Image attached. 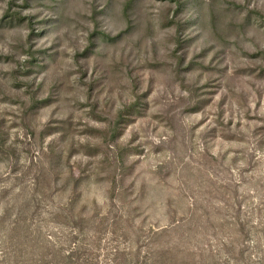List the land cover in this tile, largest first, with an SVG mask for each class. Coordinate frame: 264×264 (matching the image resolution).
<instances>
[{
    "label": "rangeland",
    "instance_id": "obj_1",
    "mask_svg": "<svg viewBox=\"0 0 264 264\" xmlns=\"http://www.w3.org/2000/svg\"><path fill=\"white\" fill-rule=\"evenodd\" d=\"M0 264H264V0H0Z\"/></svg>",
    "mask_w": 264,
    "mask_h": 264
}]
</instances>
